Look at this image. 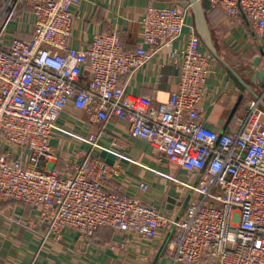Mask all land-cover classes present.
<instances>
[{"label":"built area","instance_id":"1","mask_svg":"<svg viewBox=\"0 0 264 264\" xmlns=\"http://www.w3.org/2000/svg\"><path fill=\"white\" fill-rule=\"evenodd\" d=\"M200 1L229 17L243 16L264 36V0ZM156 2L148 0L144 9L138 46L125 51L118 31L95 35L77 50L70 46L80 0H3L0 205L14 201L35 209L55 239L69 231L91 241L106 227L145 240L164 231L172 232L164 252L174 264H264V112L249 102L235 133L205 126L200 107L212 57L202 50L188 9ZM24 10L33 17L27 40L9 31ZM175 43H181L179 81L169 100L155 107L152 99L128 93L124 79ZM70 102L102 122L126 121L133 138L186 171L191 198L184 214L173 218L109 191L106 184L121 173L95 155L78 153L80 160L65 163L66 175L51 170L58 159L51 143ZM97 141V135L87 138L91 150ZM139 189L148 192L150 185Z\"/></svg>","mask_w":264,"mask_h":264},{"label":"crops","instance_id":"2","mask_svg":"<svg viewBox=\"0 0 264 264\" xmlns=\"http://www.w3.org/2000/svg\"><path fill=\"white\" fill-rule=\"evenodd\" d=\"M184 1L157 0L156 4L179 5ZM147 2L80 0L70 46L77 50L95 35L118 31L124 48L135 50L141 37L140 21ZM2 9L3 0H0V15ZM206 9L211 46L219 58L210 53L201 39L202 50L212 57V72L207 80L200 116L206 127L218 133H235L239 129L237 118L243 115L249 102L257 101L264 112V92L259 94V86L251 82L252 65L257 57L261 58L259 70H264V36H258L241 15L229 17L221 10ZM188 10L196 28L194 15ZM17 20L10 24L11 32L19 39H29L33 23L30 11L20 12ZM185 40L186 36L182 42ZM180 45L175 43L154 53L141 70L125 78L127 92L152 99L155 107L166 103L179 81L177 48ZM83 80L87 83L88 77ZM251 91L257 94L258 100ZM241 96V104L228 121ZM90 135L98 136L96 151L91 150L87 142ZM114 141L120 143V148L112 146ZM51 144L58 159L53 161L50 169L59 174L68 173L66 162L81 159L77 157L78 153L95 155L117 167L121 173L106 184L109 191L134 196L173 218L183 215L187 208L188 203H184L190 194L186 186L189 174L171 164L152 145L133 138L130 125L124 120L114 118L102 122L93 113L78 109L70 102L58 122ZM142 183L150 185L148 192L139 189ZM47 232L35 209L21 203L1 205L0 264H153L169 234L161 231L155 239L145 240L106 227L98 229L91 241H83L73 232L63 231L60 239ZM157 264L174 262L163 251Z\"/></svg>","mask_w":264,"mask_h":264},{"label":"water","instance_id":"3","mask_svg":"<svg viewBox=\"0 0 264 264\" xmlns=\"http://www.w3.org/2000/svg\"><path fill=\"white\" fill-rule=\"evenodd\" d=\"M179 6L182 7L183 9H190L194 15V19H195V24H196V28L197 31L199 33V36L201 37L202 41L204 42V44L208 47V49L210 50V53L216 57L219 58L218 55L216 54L214 48L211 46V39H210V35L209 32L207 30L206 27V6L200 1V0H185L182 3H179ZM261 58L257 57L252 65V78H251V82L255 85L259 86V94L264 92V70H259V63H260ZM251 94L256 98V100L259 99V97L257 96L256 93H254L253 91H251ZM243 100V96H241L239 98V101L237 102V104L235 105L233 111L230 114L229 120H232L236 110L238 109L239 105L241 104ZM224 132H221V135ZM189 190V189H187ZM191 198V194L188 195L184 205H187V203H189V200ZM172 232H169L164 244L162 245L160 251L158 252L156 259L154 261L153 264H157V261L160 259L161 255L163 254V251L168 243V240L171 236Z\"/></svg>","mask_w":264,"mask_h":264},{"label":"trees","instance_id":"4","mask_svg":"<svg viewBox=\"0 0 264 264\" xmlns=\"http://www.w3.org/2000/svg\"><path fill=\"white\" fill-rule=\"evenodd\" d=\"M120 39H121V43H122V46H123V42H122L121 35H120ZM123 48H124V46H123ZM124 50H125V51H129V50L126 49V48H124ZM9 203H12V204H13V203H18V202L11 201V202H9ZM21 204H22V203H21ZM1 205H3V204H1ZM1 205H0V206H1ZM97 231H98V230H97ZM97 231H96V232H97Z\"/></svg>","mask_w":264,"mask_h":264},{"label":"rangeland","instance_id":"5","mask_svg":"<svg viewBox=\"0 0 264 264\" xmlns=\"http://www.w3.org/2000/svg\"><path fill=\"white\" fill-rule=\"evenodd\" d=\"M14 22L16 23L17 21H14ZM11 27H12V25L10 26L9 31H11Z\"/></svg>","mask_w":264,"mask_h":264}]
</instances>
